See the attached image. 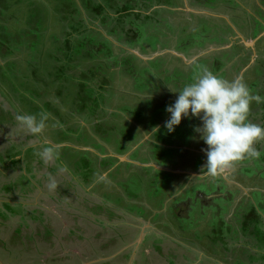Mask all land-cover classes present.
<instances>
[{
	"label": "rangeland",
	"instance_id": "1",
	"mask_svg": "<svg viewBox=\"0 0 264 264\" xmlns=\"http://www.w3.org/2000/svg\"><path fill=\"white\" fill-rule=\"evenodd\" d=\"M85 1L87 0H72L71 18L77 22L82 21L87 28L98 32L99 34L89 32L94 37L95 42L99 43V41L107 39L109 52L117 58H126L127 60L130 52L141 60L145 59L143 62L154 60V65H157V68L154 69L157 70H153L152 67L151 71L141 69L142 64L133 60V64L138 66L137 69L130 64V60H125L124 69H120L119 65L109 71L111 88L106 86L109 89L101 100V102H105L103 110L97 111V119H99V124L102 127H93L89 119L84 120L82 113L81 116L71 118L69 114L72 109L70 104L74 99V92L71 89L63 91L65 98L59 99L60 96H57L58 99L51 100V103L54 102V107L58 103H64L57 110L58 116H52L51 111L48 113L50 119L47 121L46 131L50 137L47 140L56 149H53L52 159L45 160L41 157L43 169L35 171V173L37 175L49 173L50 171L46 168L48 166L55 168L56 174L52 179L53 181L37 176L34 180L37 183V188L33 190L32 200H28L26 203L30 206L37 205L48 214H53V217L49 216V218L53 223H56L55 220H57L56 225L53 226H55V231L59 236L66 232L65 227L67 226L76 225L80 228V232L84 231L82 241L85 243L83 246H88L86 250L88 252H90L89 249L98 246L96 243L90 242L88 245L85 241L89 240L96 231L101 234L98 240L100 243L108 241L110 238L116 239L118 233L127 236L123 239L124 246L113 247V250L111 248L110 255L104 253V257L99 256L94 260L83 261V264H172V262L173 264H259L257 261H249L252 259L249 256L255 258L260 256V250L253 245L254 242L250 241L252 233L256 232V229L251 225L248 227L247 219L253 218L252 215L248 217L251 214L249 205L253 204L264 220V141L259 142L261 144L257 143L259 145H254L258 151L260 150L259 159H246L244 163L236 164L233 168L226 169L224 173L219 175L209 174L204 168L206 164L205 152L203 151L201 154V151H198L204 142L200 133L196 131L201 126V122L199 119L191 117L183 119L171 134H168V131L160 130L158 134L152 136V140H157L156 135L164 138V142L161 144L165 143L166 145L163 144L158 147L144 141L141 145L143 147L140 146V148L132 151L128 157L138 159L144 164H150L159 159L161 162L157 161V165L172 167L173 169L178 168L182 171L192 170L191 176L186 173L182 174L180 171L177 175L164 171H149V175L148 168L140 170V166H137L138 168L135 167V169L131 167L132 165L125 163L128 158L124 157L121 163L125 165V168L123 165L115 166L116 168H112L110 173H105L108 175V180L102 178L101 181H98L97 177L100 175L99 161L95 156L88 155L91 160L85 163L84 160L86 159L82 154H85L87 149L89 151H94V149L103 151V143L106 144V142L110 143L109 147L112 150L113 148L121 149L122 145L128 141L140 138L141 131L136 128L141 126V129H146L148 127L145 125L149 122L153 123L152 119L157 118L158 114H164L163 108L172 104L178 95L177 93L190 80L193 81L198 69L206 68L228 81L241 78L254 95L258 94L264 97V35L261 32L264 29L261 30L260 27L261 24L264 26V0H258V4L256 0H200L201 3L208 6L207 8L201 6L200 15L194 18L184 17L182 21L173 20L169 16L168 20L170 19L173 24L181 23V25L176 26L177 29L173 34L167 33L165 29H160V26L155 24H152L154 26H152V30L148 23L141 25L142 22H135L134 26H131L130 20L125 19L126 28L131 26V29L136 31L137 23L138 27L144 26V34L141 39L159 41L155 44L154 49L146 42H141L137 46L126 44L123 36L119 35L122 39L117 36L121 34L117 27H115V32L112 35L109 27L100 24L99 19L87 10ZM88 1H92L90 6L95 8L93 6L98 5L100 1L105 4V1L110 2L111 0ZM117 1L125 5L130 6L132 4L139 7L138 2L140 0H129L131 3L127 0ZM69 4V0H0V35L2 30H5L4 35H8L7 40H2V43L6 44H2L0 47V53L5 52L6 54L2 53L0 56L8 55L0 59V65L15 63L12 70L8 68L2 73L0 69V101L5 102V106L13 107L16 117L18 115H34V112L38 108L44 107L47 99L51 97L48 95L44 98L41 94H37L38 97L35 96L34 99H30L29 94L26 96L15 95L8 92L9 84L7 83L10 82L9 78L12 74L16 76L20 70H28L29 83L33 87L30 89L33 90L39 85L37 82L40 74L37 72L41 70L37 66L31 67L32 64L28 63V55L25 53L26 46L30 44V39L33 40L34 57L36 58L39 54L40 57H43L46 52L50 53L55 50L53 39L49 36L57 37L62 33L63 26L60 23H63L61 21L63 16H69ZM113 24L116 25V23ZM161 31H164L162 37H160ZM231 32H238L244 39L252 38L255 33H262L260 36L263 37L256 45V58L252 56V52L247 51V48L249 50L250 47H246L241 40L240 44L242 45H235L232 49L230 48L227 42L230 40L228 38ZM226 36L227 38H225ZM76 37L79 40L89 38L80 34H77ZM237 40L239 41V39ZM120 48H123V51H120ZM171 53H176V55ZM243 53L246 55V60L240 59ZM179 55L183 58H178ZM252 57H254V62L250 60ZM45 58L44 55V58H40L39 61L45 64L44 68L48 67V59ZM107 63L103 60L102 65V60H99L97 67L103 66L107 69ZM186 63L191 65L187 66ZM217 64L220 66L218 70H216ZM129 65L132 69H129ZM103 67L100 72L103 71ZM43 72L46 73V70L43 69ZM45 79L50 78L45 77ZM51 89H53L52 86L49 90ZM41 91L40 86L37 92L41 93ZM30 97H32L31 94ZM134 102H136L135 105H130ZM111 105L119 107L120 109L115 110L125 112L129 120L118 122L114 127L103 124L104 120L105 122L109 121V113L113 109ZM42 109L46 113L45 108ZM250 113L252 116L249 115V121L261 125L264 120V102L258 104L253 101L250 106ZM168 115L167 113L166 116ZM118 118L121 120L120 116ZM1 120H3L2 124L9 127L3 116ZM60 121L62 122L59 128L58 123ZM61 129L66 136L62 139L57 136L61 134ZM94 133L98 136L97 141L94 139L96 137ZM0 135L4 134L1 133ZM8 137L9 134L6 139ZM174 139L182 140V146H171ZM68 145L73 149H78L79 152L70 151L73 149H67ZM188 145L191 148L187 147ZM94 161H98V163ZM134 162L136 165L140 164L137 160ZM9 164V162L0 164V180L9 187L8 190L0 192L6 197L2 203L7 201L10 203L23 202L20 195L23 184H25L24 190L28 188L27 180L25 181L21 177L22 173L18 172L19 165L17 163L14 166ZM115 164L117 165L118 162ZM156 164L153 163L157 167ZM74 166L83 168V171H79L80 176L83 174L90 175L89 179L93 182L89 185H82L81 180L79 183L77 180H73L74 177H78L72 168ZM86 166L88 169L85 168ZM147 166L149 165L144 167ZM166 169L170 171L168 168ZM89 171L91 174L88 173ZM94 174L97 177L92 179ZM60 175L64 177L65 183H68L70 179L72 182L71 185L68 183L70 194L66 197L55 191L56 187L62 183L60 182ZM74 181L77 182V186ZM90 186L93 188L90 189ZM85 189L87 194L84 193ZM61 190L65 193L64 188ZM100 192L103 196L99 194ZM201 195H203L202 198L199 197ZM101 201H108L107 205L109 208L113 207V210L116 205L118 207L116 214L122 215L121 209L130 211L131 213L128 215L130 220L126 223L118 219V215H115L111 216L113 217L112 221H108L104 214L105 211L101 213L96 211V207ZM2 203L0 204L1 208ZM106 207V205H101V208ZM3 208L6 210L4 206ZM159 208L160 210H158ZM90 209L92 212L89 211ZM94 211L98 220H103L101 228L99 225H93L92 219H85L86 216H93ZM6 214L9 216L8 218L12 219L18 215H23L24 212L18 209L16 213L10 214L6 211ZM74 217L76 220H73ZM11 222L13 225L14 222ZM98 224H100L99 221ZM126 224L138 229L134 238L130 236L132 235L130 231L134 232V230L126 228L124 226ZM36 227L37 225H30L27 227V231L33 234L50 229L53 231V227L45 222L44 224L41 223V227L37 230ZM46 228L48 230H45ZM261 228L259 229L261 230ZM6 230L12 231L10 228ZM142 230L144 239L140 245H135V241ZM7 231L1 232L6 234ZM58 243L61 244L59 238ZM61 247L41 249L42 254L36 255L39 257L38 264L52 263L47 260L49 254L55 258L62 257L64 250ZM156 247H159L160 250ZM7 248V253L10 256L28 255L26 250L24 251L21 247L12 249L8 246ZM34 252L33 249L29 254L34 255ZM77 252H80L79 247ZM128 253L129 257L124 258ZM36 256L32 257L36 258ZM1 259L0 255V262L5 261Z\"/></svg>",
	"mask_w": 264,
	"mask_h": 264
},
{
	"label": "trees",
	"instance_id": "2",
	"mask_svg": "<svg viewBox=\"0 0 264 264\" xmlns=\"http://www.w3.org/2000/svg\"><path fill=\"white\" fill-rule=\"evenodd\" d=\"M70 1V6H69V16H63L62 20L63 23H60L63 26V31L62 33H60L59 36L55 37L49 36V38L53 39V45H54V49L52 50L50 53L46 52L45 55V59H48V67L44 68L45 64L43 62H39L40 58H44L40 57V54L37 55L38 58L34 57V44H33V40L30 39V44H28L26 46V51L25 53H27L28 55V63L32 64L31 67H38L39 72H37L38 74H40L39 79L37 84H39L41 86V93L37 92L39 90V85L36 86V88H34L33 90H31L30 88H33L32 86H30L29 83V78H28V70L25 71H19V73L15 76V75H11L9 80L10 82L7 83L9 84L7 87V90L9 93L15 94V95H22V96H26L29 94V98L30 99H34L35 96H37V94H41L44 98L47 97L48 95H51V97H49L47 99L46 104L44 105V107H40L38 108L35 112L34 115L37 116V118L39 119V117L44 114L47 115L48 119L47 121L50 119V115H48V113L51 111L52 116H58L59 112H57L58 108L61 107L64 103H58L56 104V106L54 107V102L51 103V100L54 101L56 99H58L57 96H60L59 99L61 98H65V96L63 95V91H65L66 89H71L74 92V99L72 100L71 104H70V108L71 111L69 112V114L71 115V118L73 116H81V113L84 114L82 115L84 117V120H88L90 121V123L93 125V127H102L101 124H99V119H97L98 114L97 111L98 110H103V104L105 102H101V100L104 98V94H106V91L109 89V87L111 88V80H109V71H111L112 69H114L115 67L120 65V69H124L123 66L125 65L126 61H131V65L135 68L138 69L137 65L133 64V60H137L139 63L142 64L141 69H149L151 71V67L153 68V70H157L154 68H157V65H154V60H150L148 62H143V60L137 58L135 55H133L132 53H128V58L126 60V58H117L115 55H112L109 52V46H107L108 40L104 39V41H99L95 42V39H93L94 37H92L89 32L92 33H98L96 31H94L93 29L87 28V26H85L82 21H74L71 18V11L70 8H72V0ZM150 1V0H149ZM95 2V1H94ZM84 3H86L85 7H87L88 11H91V13L99 19L100 24L102 25H106L109 27L110 33H112V35L115 32V27H117L119 29V31L121 32V34H118L117 36L119 37V35L123 36L125 40L126 44H131V45H135L137 46L139 43L141 42H146L150 45V47L152 49L155 48V44L159 41H145L142 38V33L144 34V26H139L138 27V23L142 22L141 25H144L148 20L146 18H140V14L135 13V14H131L132 12H130L133 7V5H128V4H122L117 0H111L109 1H105V7L103 8V6L101 5H92L95 8H91L90 3L92 4V1H85ZM144 5L148 4V1L145 3H143ZM151 4V3H149ZM135 8L137 6H134ZM67 11V12H68ZM116 15L117 17L115 18ZM66 17L65 21L64 18ZM92 18V17H90ZM125 19H129L131 26H134L135 22H138L136 24L137 30H133L131 29L132 27L130 26V28H126V21ZM147 20V21H146ZM59 21V20H58ZM114 21V22H113ZM113 23H116V25L118 24L119 26L114 25ZM65 28V29H64ZM68 29V31H66ZM5 30L1 31V35H0V47L2 44H6V43H2V40L4 39H8V35H4ZM80 34L82 36H87L89 38H84L82 40H79L76 35ZM99 34V33H98ZM130 37V38H128ZM120 38V37H119ZM63 39V40H62ZM122 39V38H120ZM157 39V37H156ZM107 41V42H106ZM141 48H143V46H140ZM4 49L6 50V48L4 47ZM4 50V51H5ZM7 51V50H6ZM120 51H123V48H120ZM6 54L5 52H1L0 54ZM0 56V59L4 58V56ZM104 58V59H103ZM29 60H35V61H29ZM99 60H102V65H103V60L107 61V69L104 68L103 66H99L97 67V62ZM126 60V61H125ZM26 61V62H27ZM27 63V65H28ZM128 63V62H127ZM17 65V64H16ZM20 66V65H17ZM15 67V63H6L5 66L0 65V69L1 72L3 73L4 70H8L9 69H13ZM103 67V71L100 72V69H102ZM219 65L217 64L216 66V70L219 69ZM43 69L46 70V73L43 72ZM50 69V70H48ZM129 69H132V67H130L129 65ZM147 71V70H146ZM74 72V73H72ZM11 73V72H10ZM72 73V74H70ZM76 73V74H75ZM107 74V75H106ZM46 78H50V79H45ZM109 86L106 88V86ZM50 86H52L53 89L49 90ZM30 94L32 95V97H30ZM14 97V96H13ZM17 99V98H16ZM18 100V99H17ZM22 100V99H21ZM5 102L0 101V120L1 117L3 116V118H5L7 120V124L11 123L13 120H15L16 118V112L13 111V107L9 106L8 103H6L8 106H5L4 104ZM169 104V103H167ZM148 106V105H147ZM150 107V106H149ZM45 108V111H42ZM53 109H55V112H53ZM165 110V108H163ZM85 111H87V113H85ZM166 114V111L164 114H161L157 116V118L152 119L153 123H152V128L155 126H160L163 123L164 120V115ZM250 116H252L251 113H249ZM46 121V122H47ZM1 122H3V120H1ZM45 122V123H46ZM61 122L60 121L58 123V126L61 127ZM262 127H264V120L261 122ZM166 130L168 131L165 126H163L161 128L162 130ZM62 134V133H61ZM58 134L57 136H59L60 139L66 137L65 134L63 133V135ZM168 134H171L168 132ZM262 143V142H261ZM259 143V144H261ZM257 144V145H259ZM41 151H38V158H41L40 155ZM246 160V159H245ZM244 161V160H243ZM241 161V162H243ZM15 162L19 163L20 161H14L12 164H15ZM26 163V167L27 171L26 173L22 174V178L26 181V185L28 186L27 190L25 189V184H23V188H22V193L20 195V198L23 200V202L25 203L24 205H21V203H17L12 205L10 202H6L3 204V206L6 208V210L8 213L13 214L15 213L18 209L23 210V206H25V208H32V211L29 212V216H23L21 218V220H19V222L17 223V226L15 227V234L14 237H16L18 234L19 235H23L24 237V241L20 242L21 246L24 245V247L22 248L24 251H33L34 249V255H40L42 254L41 249H51L54 248L55 245H58L59 247H61V245H59L58 243V238L61 240V244L67 246L70 248V250L68 251L66 257L64 258V260H66V264H80L82 263V260L84 262H87L89 260H94L96 258H98L99 256L104 257V253L110 255L111 252V248L113 250V247L116 248V246L121 247L122 245L124 246L125 243H123V239L124 236L123 234H119L117 238L115 239H108V241H102L100 243L99 240V236L101 235L99 231H96L95 234L89 238V240H85L86 244H88V242L90 243H96L98 246L95 247L94 249H89L90 252L86 251L88 246H83V239H84V234L85 232H80V228L75 226H67L65 227L66 232L59 236L57 234V231H55V226L57 223V220H55L56 223H53L50 221L49 216H51L50 214H48L44 209H40L37 205L34 206H30L29 204L26 203V201L28 200H32L33 197V190L36 187V182H34L35 179V175H28L29 172V165H30V161H24ZM85 163H88L86 160H84ZM241 162H238L236 164H239ZM43 163V162H42ZM235 164V165H236ZM88 166V165H87ZM85 167L86 169H88V167ZM74 172L78 173L80 180L82 181V185H89L92 180H90V172L89 171L88 175H81L79 171H82L79 167L74 166ZM84 167V166H83ZM61 180V179H60ZM79 182V180H77ZM75 185L77 184L76 181ZM86 183V184H84ZM40 186V185H39ZM77 186V185H76ZM9 187L7 185H3L1 188V192H4L6 190H8ZM259 193V192H257ZM86 194V192H85ZM4 195V194H3ZM4 197V196H3ZM92 197V196H91ZM108 202V201H107ZM106 201H101L100 204H98L99 206L96 207V211L97 213H101L105 211V215L108 219V221H112L113 217L111 216H115L118 215V219L122 220L123 222H126L128 220H130L128 218V213H131L128 210H122L121 209V214H116L118 211V207L115 205V209L113 210L112 205H110L112 208H109V205H107ZM106 205V208H101V205ZM72 207V206H71ZM74 208V207H73ZM17 209V210H16ZM103 209V210H101ZM111 209V210H108ZM263 209V208H262ZM16 210V211H14ZM108 210V211H106ZM249 210L251 211V214L248 216L250 217L252 215V219L249 220L247 219V224L248 227L249 225L253 226L256 229V232L252 233V238H251V242H255V244L258 242V249L260 250V256H258L257 258L253 257V256H249V261L255 262L257 261L259 264H264V252H261V250L264 249V220L261 217V214H258L257 209L254 207L253 204L249 205ZM11 211V212H9ZM26 211V210H25ZM91 211V209L89 210ZM24 212V211H23ZM28 213V211H26ZM92 212V211H91ZM25 213V212H24ZM95 213V211H94ZM127 216L125 218V216ZM95 217L92 221H93V225L97 226L99 225V227L101 226V222H103V220H98L97 218V214H95ZM69 219V218H67ZM86 219V218H85ZM262 219V220H261ZM73 220H76V217L73 218ZM98 221L100 224H98ZM47 223L49 225H51L53 227V231L48 230V228H46L45 232H36V233H30L27 231V227L30 225H37L36 230L38 228L41 227V223ZM44 224V223H43ZM126 228L130 229V227H132L130 224H126L124 225ZM262 226V228H261ZM51 227V228H52ZM247 227V226H244ZM101 228V227H100ZM261 228V230L259 229ZM35 230V231H36ZM134 232L131 235L132 238H134L136 236V233L138 232V229L133 228ZM79 233H77V232ZM56 234H55V233ZM58 236V237H57ZM254 237H255V241H254ZM54 239V240H53ZM32 245V246H31ZM90 245V244H88ZM83 246V247H81ZM45 247V248H44ZM47 247H51V248H47ZM80 248V252H77V248ZM62 248V247H61ZM160 250L159 247H156ZM72 249H74L75 253L72 252ZM33 254V253H32ZM32 255V256H34ZM31 256V257H32ZM255 256L256 253H255ZM129 257V253L126 254L124 256V258H128ZM16 258V257H14ZM54 258V256L52 254H49L47 257V260L50 261L49 259ZM36 259L38 261L39 257L36 256ZM16 260V259H15ZM18 260H20L19 262L25 260L27 262V260L22 257V259L20 257H18ZM58 260V259H56ZM19 264H25L24 262H21ZM29 264H35L34 262H29ZM106 264H110V263H106ZM240 264V263H238Z\"/></svg>",
	"mask_w": 264,
	"mask_h": 264
},
{
	"label": "crops",
	"instance_id": "3",
	"mask_svg": "<svg viewBox=\"0 0 264 264\" xmlns=\"http://www.w3.org/2000/svg\"><path fill=\"white\" fill-rule=\"evenodd\" d=\"M127 1L130 2L129 0H127ZM144 1H145V3L148 1V4L144 5L143 4ZM256 1L258 2V0H256ZM138 3H139V7L137 6L135 8L134 5H133L132 6L133 8L130 9L131 10L130 12H132L131 14L138 13V14L141 15L140 16L141 19L142 18H146L148 20V21L146 20L147 21L146 23L151 25V30H152V26H153L152 24H155L156 26H160V29L163 28V29H165L167 31V33H170V34H173V32L177 29L176 26L181 25V23L173 24L170 19L168 20L169 16H171V18L173 20L182 21L184 19V17L194 18V17L200 15L201 13L199 11L202 10L201 9L202 5H203V8H205V7L207 8L208 7L207 4L201 3L200 0H150V1L149 0H140ZM149 3H151V4H149ZM98 5L103 6V8L106 6L105 4H103L102 1H100V3H98ZM194 14H197V15H194ZM218 17H220V16H218ZM223 18L224 17H222V19ZM154 29L157 30L156 28H154ZM163 32L164 31H161L160 37H162L164 35ZM234 34H237L240 39L242 38V40L246 41L242 37V35H240L238 32H236V33L231 32L230 35H229V38H228L230 40L227 42L229 45H230L231 39L235 40V38H236V37H234ZM142 35H143V33H142ZM225 38H227V36ZM171 54L176 55V53H171ZM178 58H183V57L179 55ZM185 58L187 59L188 57H185ZM143 60H145V59H143ZM189 63H186V65L190 66L191 64L188 65ZM191 82H193V81L190 80L189 83H191ZM137 102H139V101H137ZM173 103L174 102H172V104ZM135 104H136V102L131 103L130 105H135ZM170 105L171 104H169V106ZM111 107H113L112 111L109 113V115L111 117L109 116V119H108L109 121H107V122H105V120H104L103 124H108V126L114 127L115 124H118V122H121L123 120H129L128 116L125 114V112H123V111L120 112L118 110H117L118 111L117 112L115 110V109H120L119 107H117L116 105H111ZM166 114H167V112H166ZM166 114L164 115L163 123L160 126H155V127L152 128V126H151L152 123L149 122L147 125H145V126L148 127L146 129H144V128L141 129L140 125H138L140 127H137V128L135 127L136 129L141 131V134L139 136L140 138H137L136 140L128 141V143H126L125 145H122L121 149H116V148L114 149L113 148V150H112L109 147L110 143H107V142H106L107 145L105 143H103V145H104L103 151H98V150H95V149H94V151H89L87 149L86 153L82 154V156L86 159V161L88 162V161L91 160V159L88 158V155H91V156L93 155V156H95L97 158V160L99 161V165H100V168H99L100 175L97 177L96 174H94V177L92 179H95L97 177L98 181H101L102 178L108 180V175L107 174L110 173L109 171H111L112 168L114 169V168H116L115 166H121V165H123V167L125 168V165L123 163H121V161L124 160V157L128 158L132 151L140 148V146L143 144L144 141L145 142H149L153 146H158V147H161L160 145H163V144L166 145L165 143L161 144V142H164V138L157 137V135H156L157 140H152V136L154 134H156V133L158 134V132L161 130V128L163 126H165V123L170 119V115L166 116ZM118 116H120L121 120H119ZM45 124H46V126H45L43 132L38 134L37 136H35V135L30 134L24 127H22L19 124V122L17 121L16 118H15V120H13L11 123L8 124L9 127H6L4 124H2V122L0 120V134L1 133L4 134V135H0V164L2 165V164H5L6 162H9L10 164H12L14 161H20L19 163L15 162V164H12V166L16 165V163H17V165H19L18 172L23 174V173H26V171H27V168H25L26 167V163L24 161L29 160L30 161L29 172H31V173H28V175H31V174L35 175V179L37 178V176H41V178H47V180L53 181L52 179L55 177L54 175L56 174L55 173L56 169L53 168V167L46 166L47 170L50 171L49 173H44L42 175H39V174L37 175L35 173V171L43 169V166H41L43 164L42 161H41V158H38V151L42 152L45 148H49V147L52 148V149H56V148H54L55 146L52 145V143L49 144V142H48V140H49L48 138L50 136L48 135V132L46 131L47 122ZM156 129H158V130L156 131ZM175 130H176V128H175ZM106 131H109V129H106ZM164 131H166V130L164 129ZM60 132L63 133L64 132L63 129H61ZM96 133H94L96 135V137L94 139L97 141L98 140L97 139L98 136H97ZM8 134H9V137L6 139V136ZM10 134L12 136H14V138H12V136ZM176 141H178V144H176ZM182 142H183L182 140H175L174 139V143L171 146H173V147H175V145L182 146ZM141 147H143V146H141ZM187 147H190V145H188ZM206 147L207 146L204 144L201 147V149H199L198 151H201V154H203V150L206 149ZM67 149H73V148H71L68 145ZM70 151H78L79 152L78 149H73V150H70ZM159 157L161 158V155H159ZM204 158H205V154H204ZM66 160H67V158H66ZM135 160H137L140 164L136 165V163L134 162ZM98 161L97 162L94 161V162L98 163ZM157 161L161 162V160H159V159L157 160L156 159V161H154L153 163L156 164ZM244 161L241 162V163H244ZM117 162H118L119 165L115 164ZM125 163L127 165H132L131 167H133V168H135V167L138 168L137 166H140V170L148 168V174L149 175H150L149 171L150 172H152V171H164V172L172 173V174H176V175L181 172L182 174L186 173V174H190V176L192 175V173H191L192 170H187L188 171L187 172V171L179 170L178 168H174L173 169L172 167H166V166H162L161 167L160 165H157V164H156L157 165V167H156V166L153 165V163L144 164V163H142V161H139L138 159H135V158H128L127 160H125ZM145 165H149V166L144 167ZM150 166H152V167H150ZM65 167H66V165H65ZM72 168H75V167H72ZM80 168L81 167H79V169ZM152 168H154V169H152ZM166 168H168L170 171H168ZM80 170L83 171L84 169H80ZM137 170H139V169H137ZM105 173H107V174H105ZM75 174L78 175V173H75ZM90 174H91V172H90ZM59 178L61 179L60 182H62V183L60 184V186L56 187L55 191H57L58 194H62L63 197H66V196H68L70 194V188L68 187V183H69V185L72 184L71 179H70V181H68V183H65L66 181H65L63 176L60 175ZM73 180H79L80 181L79 175H78V177H74ZM92 182H93V180H92ZM2 185H5V183H4V181L1 182V180H0V188H2L1 187ZM61 188L65 189V193L62 192ZM91 188H93V187L90 186V189ZM0 192H1V190H0ZM85 192L87 194L86 189H85L84 193ZM99 194H101V196H103V194L101 192ZM3 196H4L3 193H0V204L3 201H5L6 197L5 196L3 197ZM202 196L203 195H201L199 197L202 198ZM205 197L207 198L206 195H205ZM211 197H212V195H211ZM48 198H50V196H48ZM11 203L12 204H17L18 201H16L15 203H13V202H11ZM20 203H21V205L25 204L22 201L19 202V204ZM3 204L4 203H2V208H1V205H0V255H1V258H2L1 260L4 259L6 262L5 261H1L0 264H10L9 262H7L8 260L6 259L7 258V251H8L7 247L10 246L12 249H15L16 247H22L23 248L24 245L21 246L19 241L23 242L24 241V237H23V235H19V234L16 237H14V234L16 232L15 231V227L17 226V223L19 222V217L21 215H18L17 217H14L12 219L8 218L9 216L6 214V211H4ZM27 209L23 208V211L25 212L23 214L24 216H26V215L29 216V213H27L26 211H29V210H30V212L32 211V209H28V210ZM20 210H22V208ZM158 210H160V208ZM65 213H67L66 210H65ZM95 214H96V212L94 213L93 216H90V217L86 216L85 218H89V219L93 220L95 218ZM128 215H129V213H128ZM51 216L53 217V214H51ZM261 217H262V215H261ZM16 218L18 219L17 221H16ZM2 221L5 223V225H4V223ZM11 221L14 222L13 225H12ZM6 227L10 228L12 231H10V230L7 231ZM3 230L7 231V233L4 234V232H1ZM254 241H255V239H254ZM8 242H9V244H8ZM253 245H255V247H257L259 244H258V242L256 244L254 242ZM57 247L58 246L55 245L54 249L57 248ZM257 249H258V247H257ZM63 250L65 251V253H64V251H62L63 252L62 253L63 254L62 257L51 258L50 261L52 263H50V262L49 263L50 264H58V263L66 264L65 263L66 260H64V258L66 257V255H67L68 251L70 250V248L69 247H65V248H63ZM28 251L30 252V250H28ZM50 251H54V250H50ZM263 252H264V249H263ZM56 259H58V260H56ZM34 263L38 264V261H34ZM80 264H83V262L80 263ZM172 264H173V262H172Z\"/></svg>",
	"mask_w": 264,
	"mask_h": 264
},
{
	"label": "clouds",
	"instance_id": "4",
	"mask_svg": "<svg viewBox=\"0 0 264 264\" xmlns=\"http://www.w3.org/2000/svg\"><path fill=\"white\" fill-rule=\"evenodd\" d=\"M177 94L174 103L165 109L170 115L165 128L171 133L182 119L200 120L201 126L196 131L207 146L203 150L204 168L209 174L219 175L245 159L260 158L261 153L254 145L264 141V127L251 123L248 117L251 103H262L264 97L254 95L241 78L228 81L202 68L197 70L193 82ZM16 119L30 134L38 135L48 117L18 115ZM40 155L45 160L52 159L53 149L45 148Z\"/></svg>",
	"mask_w": 264,
	"mask_h": 264
},
{
	"label": "flooded vegetation",
	"instance_id": "5",
	"mask_svg": "<svg viewBox=\"0 0 264 264\" xmlns=\"http://www.w3.org/2000/svg\"><path fill=\"white\" fill-rule=\"evenodd\" d=\"M256 3H257V1H256ZM258 4V3H257ZM255 16V15H254ZM258 22V21H257ZM259 23V22H258ZM259 25H260V23H259ZM261 30H263L264 29V26L261 24ZM264 31V30H263ZM263 31H261L262 33H263V35H264V32ZM261 32H258V33H255V35L252 37V38H250L251 39V41H255L254 42V44H253V46L252 47H250V48H252V51H250V48H249V50H248V48H247V51L248 52H252V56H257V54H256V51H257V47H256V45H257V42L263 37H260V35L262 34ZM234 37H236L235 38V40H232L231 39V41H230V48L232 49V47L233 46H235V45H242V44H240V38L238 37V35L237 34H234ZM259 37V38H258ZM237 39H239V41L237 40ZM250 39L249 38H247V39H245L246 41H250ZM237 41L239 42V44L237 43ZM233 43V44H232ZM247 47V46H246ZM256 47V48H255ZM256 56H255V58H256ZM240 59H242V60H246V55H244V53L242 54V56H241V58ZM251 61H253L254 62V57H252V59H250ZM264 68V67H263ZM7 202H10V201H7ZM30 209H32V208H30ZM51 214V213H50ZM24 215H21L19 218H20V220H21V218L23 217ZM52 217V216H51ZM44 223V222H43ZM130 229H132L133 230V228L132 227H130ZM77 232V231H76ZM131 232V234H133V231H130ZM77 233H79V232H77ZM131 236V235H130ZM125 238H127V236L125 235L124 236ZM59 245H61L63 248H65V247H67V246H65V245H63V244H59ZM28 255H26V254H22L21 256H18V257H20L21 259H22V257H24L26 260H27V262L25 261V260H23V261H21V262H24V263H29V262H34V261H37V259L35 258V257H31L32 255H30L28 252L29 251H25ZM72 252L73 253H75V251H74V249H72ZM26 255V256H25ZM18 257H16V258H14V256H10V255H8V253H7V260H8V262L10 263V264H19V263H21V262H19L20 260H18ZM16 259V260H15ZM82 262H83V260H82Z\"/></svg>",
	"mask_w": 264,
	"mask_h": 264
},
{
	"label": "water",
	"instance_id": "6",
	"mask_svg": "<svg viewBox=\"0 0 264 264\" xmlns=\"http://www.w3.org/2000/svg\"><path fill=\"white\" fill-rule=\"evenodd\" d=\"M261 37V36H260ZM259 38V37H258ZM241 41H242V43L243 44H245L247 47H252L253 46V44H254V42L256 41H244V40H242V38H241ZM144 239V232H143V230L139 233V236H138V238L136 239V243H135V245H140L141 243H142V240Z\"/></svg>",
	"mask_w": 264,
	"mask_h": 264
}]
</instances>
